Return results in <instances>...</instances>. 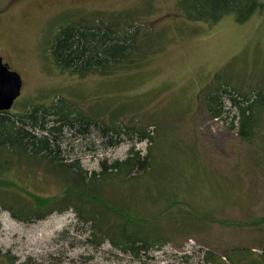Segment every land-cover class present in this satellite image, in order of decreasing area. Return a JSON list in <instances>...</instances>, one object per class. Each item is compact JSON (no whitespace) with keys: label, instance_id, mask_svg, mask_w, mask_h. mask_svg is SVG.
<instances>
[{"label":"rangeland","instance_id":"374dc122","mask_svg":"<svg viewBox=\"0 0 264 264\" xmlns=\"http://www.w3.org/2000/svg\"><path fill=\"white\" fill-rule=\"evenodd\" d=\"M123 10L137 13L150 30L147 48L158 47L140 66L80 76L55 64L51 45L61 26ZM0 54L23 77L8 115L59 95L73 108L103 120L115 111L124 126L152 133L153 139L125 136L108 147L79 137L74 153L86 169L99 171L104 160L124 159L133 146L150 152L154 167L146 180L101 187L111 203L97 202L104 211L97 221L114 229L126 218L119 215L124 206L141 219L137 228L159 227L161 237L136 255L104 235L92 242V221L76 207L31 221L0 207V264H198L208 252L218 263L264 264V119L245 140L231 117L212 116L201 98L219 73L244 91L264 86V9L245 21L231 12L211 22L188 18L179 0H0ZM35 166L15 165L5 174L39 195L63 194L49 166ZM91 204H84L85 214L99 210Z\"/></svg>","mask_w":264,"mask_h":264},{"label":"trees","instance_id":"16d2710c","mask_svg":"<svg viewBox=\"0 0 264 264\" xmlns=\"http://www.w3.org/2000/svg\"><path fill=\"white\" fill-rule=\"evenodd\" d=\"M179 7L194 20L216 22L232 12L238 21H245L254 12L264 9V2L179 0ZM82 16L61 26L51 45L53 60L63 71L80 76L90 72L114 74L121 69L140 66L158 48L152 50L145 45L150 30L140 26L135 12L123 10L101 13L97 17ZM221 78V74H217L215 82L201 92L202 101L212 116L231 117L240 137L251 140L261 129L264 119V86L249 92L241 90L240 85L231 86V81L225 77L222 82ZM72 104L75 103L69 98L58 95L49 105L31 104L17 115L0 110V207L25 221L39 220L53 212L76 207L86 222L92 221L89 235L92 242L100 243L95 237L104 235L103 238H110L122 250L139 255L150 241L155 243L161 239L160 234H156L160 228H149L146 232L140 230L134 223L141 219L127 213L124 206L119 208V215L123 218L125 214L126 218L114 229L110 228L109 222L105 223L106 219L98 224L97 220L104 211L100 210L103 205L99 208L97 202H110L100 196L101 187L107 183L146 180L154 167V157L150 152L142 154L133 146L126 158L110 163L104 160L99 171H89L74 153V143L81 137L93 143L102 142L108 147L120 143L125 136L135 138L138 135L136 140L154 137L145 127L124 126L116 119L115 111L108 120H103L99 114L86 113L83 107L73 108ZM70 145H73L71 150ZM41 163L47 164L63 183L60 196L39 195L6 177L5 173L15 165L25 164L32 169ZM27 197L33 201L27 202ZM84 204H91L99 210L87 209V214L94 211L93 215L87 216ZM113 205L118 207L117 203ZM198 264L226 263H218L213 253L208 252Z\"/></svg>","mask_w":264,"mask_h":264},{"label":"water","instance_id":"95a60500","mask_svg":"<svg viewBox=\"0 0 264 264\" xmlns=\"http://www.w3.org/2000/svg\"><path fill=\"white\" fill-rule=\"evenodd\" d=\"M22 75L12 69L0 54V110H9L21 95Z\"/></svg>","mask_w":264,"mask_h":264}]
</instances>
